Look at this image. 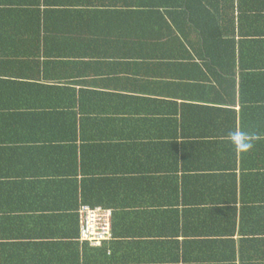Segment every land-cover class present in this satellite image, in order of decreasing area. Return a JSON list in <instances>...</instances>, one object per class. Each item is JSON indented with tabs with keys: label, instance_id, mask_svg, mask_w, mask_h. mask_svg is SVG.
<instances>
[{
	"label": "crops",
	"instance_id": "1",
	"mask_svg": "<svg viewBox=\"0 0 264 264\" xmlns=\"http://www.w3.org/2000/svg\"><path fill=\"white\" fill-rule=\"evenodd\" d=\"M259 25H250L255 36L261 35ZM206 50L173 45L171 57L163 60L157 47L156 56H136L129 71H123L120 55L100 64L90 58L75 70V112L80 119L101 121L91 126L99 134L91 133L95 143L105 148L101 162L128 156L140 164L147 154V162L156 165L157 152H142L139 141L148 133L161 135L160 156L169 158L164 161L187 160L196 168L188 175L198 176L184 184L179 171V187L175 182L157 187L156 194L173 190L190 202L195 195L206 197V204L199 198L196 205L184 204L181 197L154 206L139 192L141 186L129 181L131 170L105 175L106 180L89 185L93 195L107 197L95 205L114 213V236L99 246L81 241L79 215H65L76 213L70 206L80 203L83 175L68 173L59 163L65 154L55 147L63 141L41 134L45 125H33L31 92L16 99L18 110L0 109V264H223L216 258L225 264H264V78L252 74L264 71V45H236V68L225 75L226 56H205ZM132 115L138 120L128 125ZM194 207L204 211L200 219ZM151 229L161 233L153 248L138 236Z\"/></svg>",
	"mask_w": 264,
	"mask_h": 264
},
{
	"label": "trees",
	"instance_id": "2",
	"mask_svg": "<svg viewBox=\"0 0 264 264\" xmlns=\"http://www.w3.org/2000/svg\"><path fill=\"white\" fill-rule=\"evenodd\" d=\"M109 1L118 2L113 4ZM109 11H117L123 16L111 18ZM254 21L260 24L261 35L252 33L250 25L253 28ZM255 43L264 45V0H0V109L7 112L18 110L22 92L30 91L28 100H32V113L36 116L33 125H45L47 131L41 134L47 133L52 140L63 141L57 142L61 146L55 147L60 156L65 154L59 163L66 167L68 173L73 171V175H83L82 195L78 197L80 203L70 206L76 213H66L67 218L73 219L78 215L80 218V208L84 204L96 206L99 200H106L107 197L93 195L91 183L106 180L105 175H126L125 170H131L129 181L140 185L139 192H144L141 194L146 195L148 203L154 206L170 205L175 203L173 199L180 202L182 198L184 204L195 202L193 205H196L197 198L206 204V197L202 195H195L194 201L190 202L173 190L156 194L157 187H172L174 182L179 187L175 180L179 171L183 174L184 184L198 176L188 175L190 169L194 171L196 168L188 166L187 160L164 161L169 158L160 156L165 149L160 143L165 142L161 135L148 133L139 141L142 152H157L156 165L147 162V154L146 161L143 159L140 164L130 162L128 156L119 158V161L101 162L105 148L96 144L94 135L91 136V133L99 135L92 131L91 126L101 121L96 122L89 116L80 119L75 112V70L83 67L90 58H95L100 64L120 55L124 60L123 71H129L136 56L144 59L156 56L153 52L157 53L158 47L164 51L161 59L168 60L171 46L190 44L207 49L202 52L205 56L225 55V75L236 68V45L249 49ZM210 46H223L227 51L213 52L208 49ZM113 72L117 76L119 70H114L113 66ZM252 74L264 78V71ZM49 79H53L54 84L48 83ZM136 119L132 115L126 122L133 125ZM100 134L106 135L101 131ZM32 141L38 142L34 138ZM150 145L155 147L148 148ZM167 149L165 154L169 156ZM80 151L81 162L78 159ZM134 169H139V173H133ZM147 188L150 190H144ZM202 212L195 209L194 217L200 219ZM160 234V231L151 229L138 236L149 239L153 248L157 246L155 243ZM214 249L210 246L209 252ZM214 261L225 264L221 258ZM211 262L208 264L216 263Z\"/></svg>",
	"mask_w": 264,
	"mask_h": 264
},
{
	"label": "built area",
	"instance_id": "3",
	"mask_svg": "<svg viewBox=\"0 0 264 264\" xmlns=\"http://www.w3.org/2000/svg\"><path fill=\"white\" fill-rule=\"evenodd\" d=\"M113 215V210L104 206L82 205L80 208L81 241L99 246L111 240L114 236Z\"/></svg>",
	"mask_w": 264,
	"mask_h": 264
},
{
	"label": "clouds",
	"instance_id": "4",
	"mask_svg": "<svg viewBox=\"0 0 264 264\" xmlns=\"http://www.w3.org/2000/svg\"><path fill=\"white\" fill-rule=\"evenodd\" d=\"M106 242V241H105Z\"/></svg>",
	"mask_w": 264,
	"mask_h": 264
}]
</instances>
